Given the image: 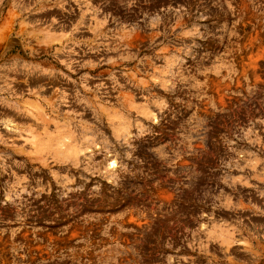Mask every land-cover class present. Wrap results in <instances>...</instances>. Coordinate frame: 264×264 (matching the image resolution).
Masks as SVG:
<instances>
[{"label":"rangeland","instance_id":"1","mask_svg":"<svg viewBox=\"0 0 264 264\" xmlns=\"http://www.w3.org/2000/svg\"><path fill=\"white\" fill-rule=\"evenodd\" d=\"M0 264H264V0H0Z\"/></svg>","mask_w":264,"mask_h":264}]
</instances>
